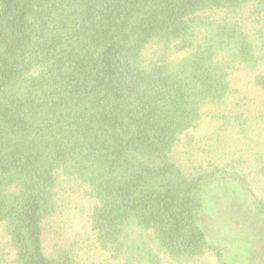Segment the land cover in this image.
I'll use <instances>...</instances> for the list:
<instances>
[{"label": "trees", "instance_id": "obj_1", "mask_svg": "<svg viewBox=\"0 0 264 264\" xmlns=\"http://www.w3.org/2000/svg\"><path fill=\"white\" fill-rule=\"evenodd\" d=\"M59 173L118 264H228L201 214L231 181L264 219V0H0V264H80Z\"/></svg>", "mask_w": 264, "mask_h": 264}, {"label": "rangeland", "instance_id": "obj_2", "mask_svg": "<svg viewBox=\"0 0 264 264\" xmlns=\"http://www.w3.org/2000/svg\"><path fill=\"white\" fill-rule=\"evenodd\" d=\"M155 50L153 47L149 48L145 52V59H151ZM187 54L188 52L173 54L172 58H181ZM236 84L243 93L248 92L253 101L258 98V94L250 90L246 74H238ZM57 178L60 202L56 220L61 223L73 244L80 264H118L109 252L101 250L96 243L90 217L97 201L85 194V189L79 182L70 180L61 173ZM205 189L201 225L208 240L223 250L228 264H264V219L255 212L244 187L225 181L206 183ZM4 239L0 224V244ZM208 260L210 264L215 263L212 256H208Z\"/></svg>", "mask_w": 264, "mask_h": 264}]
</instances>
